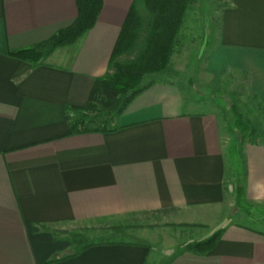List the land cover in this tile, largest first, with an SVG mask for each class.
<instances>
[{
    "label": "crops",
    "instance_id": "1",
    "mask_svg": "<svg viewBox=\"0 0 264 264\" xmlns=\"http://www.w3.org/2000/svg\"><path fill=\"white\" fill-rule=\"evenodd\" d=\"M135 1L103 0L90 31L32 65L9 52L73 25L76 1L0 0V264H149L137 243L73 256L58 229L164 211L202 232L190 242L221 232L207 255L182 252L169 264H264V230L251 218L264 209V0H218L219 36L199 70L230 81L261 116L262 139L236 153L222 113L173 79L141 88L114 131H73L80 113L70 109L86 108L108 74Z\"/></svg>",
    "mask_w": 264,
    "mask_h": 264
},
{
    "label": "rangeland",
    "instance_id": "2",
    "mask_svg": "<svg viewBox=\"0 0 264 264\" xmlns=\"http://www.w3.org/2000/svg\"><path fill=\"white\" fill-rule=\"evenodd\" d=\"M218 0H192V5L183 21L181 31L172 47L170 61L165 70L146 75L136 89L158 81L173 79L182 82L193 100L206 101L208 109L217 108L223 115L230 130L233 152L239 144L253 143L262 136L257 134L261 126V116H257L256 107L249 102L237 99L238 90H231V82H223L209 75L211 81H205V72L199 71L208 61V54L213 51V40L218 38L220 11ZM138 12L144 23L148 22L143 0H140ZM132 55L122 57L124 64ZM202 66V67H201ZM114 75V71L109 73ZM130 93L122 96L119 103L111 110L98 105L93 113H80L77 121L84 123V129H95L107 123H113L123 101ZM239 98L240 95H238ZM241 122L247 132L239 125ZM240 126V127H239ZM252 131L255 135H252ZM254 226L264 230V209L254 212ZM60 236L73 242L72 251L99 242H123L144 244L150 249L149 264H169L173 256L185 252L193 243L192 237L202 234L189 227L177 225L171 212H157L130 216L102 225H64L58 229Z\"/></svg>",
    "mask_w": 264,
    "mask_h": 264
},
{
    "label": "trees",
    "instance_id": "3",
    "mask_svg": "<svg viewBox=\"0 0 264 264\" xmlns=\"http://www.w3.org/2000/svg\"><path fill=\"white\" fill-rule=\"evenodd\" d=\"M78 7V19L70 27L58 31L51 39L32 48L19 51H10L11 57L26 61L32 65L40 64L54 50L75 44L83 35L96 24L103 6V0H75ZM140 0H136L131 7L126 21L122 27L116 46L112 53L108 74L96 80L90 101L84 109H70L73 112L93 113L100 104L106 110H111L119 103L122 96L130 93L121 105L119 115L124 108L142 90L136 89L143 78L148 74L162 72L169 64L172 47L181 31L184 18L188 13L192 0H143L148 22L145 24L141 18L138 7ZM124 64L122 57L132 55ZM114 71V75L109 73ZM242 129H248L239 122ZM79 121L72 123L76 133L87 132ZM110 126L105 123L93 129L95 132H111ZM240 127V126H239ZM255 135V132H251ZM221 237V232L209 239L189 244L185 252L197 255H207ZM80 249L76 254L85 250Z\"/></svg>",
    "mask_w": 264,
    "mask_h": 264
}]
</instances>
